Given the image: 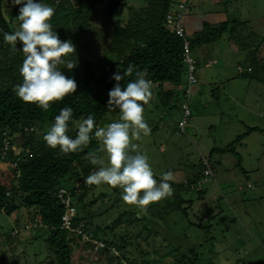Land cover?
<instances>
[{"label": "rangeland", "instance_id": "1", "mask_svg": "<svg viewBox=\"0 0 264 264\" xmlns=\"http://www.w3.org/2000/svg\"><path fill=\"white\" fill-rule=\"evenodd\" d=\"M4 1V16L12 20L15 32L21 5ZM126 2L134 8L140 4V0ZM218 2L204 7L223 9L226 30L213 45L190 46V55L197 56L198 63L197 82L188 96L180 86L163 97L152 89L154 98L144 106L151 134L136 142L150 157L157 180L164 172L173 173V196L151 204L147 213L125 204L122 190L106 184L93 185L81 200L74 201L76 215L90 220L86 228L97 225L98 235L112 243L122 242V248L114 251L120 255V264H132L126 257L134 264H174L176 258L184 264H264V0H237L226 6ZM103 4L96 5L91 24L107 30L111 25L101 15ZM129 15L124 7L122 18ZM206 55L213 59L209 65ZM183 64L186 88L188 72ZM171 86L165 83L162 88ZM184 103L191 114L176 133ZM119 117V110H112L97 126ZM249 127L255 129L244 134ZM101 155L107 162L106 154ZM205 158L211 169L206 176L201 164ZM10 178L8 166L1 162L0 180L7 184ZM187 179L197 185L181 190L185 210L165 215L178 199L176 188H185L182 181ZM62 185L69 188L73 182L65 179ZM34 223L25 208L9 216L0 213V264L48 260L46 234L38 233ZM14 231L16 243L10 248L13 243L9 244L8 236ZM71 246L73 264H116L105 247L90 249L78 242Z\"/></svg>", "mask_w": 264, "mask_h": 264}, {"label": "trees", "instance_id": "2", "mask_svg": "<svg viewBox=\"0 0 264 264\" xmlns=\"http://www.w3.org/2000/svg\"><path fill=\"white\" fill-rule=\"evenodd\" d=\"M101 1L104 2L101 15L111 25L107 30L91 24L96 5ZM44 3L55 9V15L50 21L53 30L61 40H71L76 45V55L70 59L76 61L77 66L72 70L66 67L61 70L76 80L78 88L63 100L51 103L46 111L37 104L25 103L15 94L14 86L23 82L19 68L24 56L20 50L21 44L18 43L13 52L11 45L3 39L5 32L12 33L13 30L12 20L4 16L5 1L0 0V163L8 166L11 176L7 184L0 180V213L9 216L25 208L28 217L34 219L33 228L38 233L46 234L43 240L49 255L44 264H73L70 260L71 244L78 242L90 249H93V245L81 241L79 234L60 227L64 206L56 192L59 188L68 190L73 207L74 201L84 197L92 186L79 184L81 192H76L75 188L77 183L97 170L98 166L92 165L87 155L99 147L97 139L93 138L84 151L64 154L59 147H49L43 139L44 135L64 107L73 109L69 136L75 138L78 123L90 114L98 124L101 117L113 110L107 105L108 92L116 83L112 79L113 73L119 71L123 75L129 65H134L133 75L124 76L120 82L122 86L134 80L135 71L139 70L145 73L147 80L155 84L152 89L158 90L157 95L163 97L172 93L177 86L184 90V64L181 40L165 23L171 0H140L136 8L128 6L126 0H44ZM124 7L130 10L126 18L121 16ZM225 30V22L217 27L205 24L198 38L189 41L190 46L217 40ZM165 83L173 87L164 90L162 86ZM254 129L249 127L244 134ZM4 142L17 148L18 155L10 148L3 153ZM13 162H16L15 166ZM65 179L72 180L73 185L65 188L62 185ZM182 184L185 188H176L174 195L178 199L165 211V215L176 209L185 210V206L181 207L184 202L181 198L184 191L181 190H192L197 183L195 185L191 179H187ZM186 201L190 202L191 199ZM155 215L158 218L163 216ZM78 221L84 223L86 236L101 241L110 258L120 264V255L114 254V251L122 248V242L112 243L98 235L100 229L97 225L86 228L90 220L78 217L74 210L72 226ZM17 234L11 233L8 236L12 239L9 244L13 243L10 248L16 243L13 237L15 239ZM181 260L176 258L174 264H184ZM123 263L129 264L126 261Z\"/></svg>", "mask_w": 264, "mask_h": 264}, {"label": "clouds", "instance_id": "3", "mask_svg": "<svg viewBox=\"0 0 264 264\" xmlns=\"http://www.w3.org/2000/svg\"><path fill=\"white\" fill-rule=\"evenodd\" d=\"M13 3L21 5L17 16L19 27L13 33L5 32L3 39L11 45L13 52L18 43L22 45L20 50L24 59L19 72L23 82L15 85L14 91L25 103L37 104L46 111L51 103L77 91L76 80L61 70L64 67L72 70L77 66V62L70 59L76 55V45L71 40H61L53 30L50 23L55 15L53 7L41 0H13ZM134 68L129 65L123 75L117 71L112 76L116 83L108 92L107 105L119 110L118 121L98 127L90 114L78 123L73 138L68 135L73 109L64 107L43 139L49 147H59L64 154L84 151L93 138L100 141V147L87 155L90 163L98 166L97 170L89 174L84 183L118 187L125 204L147 213L151 204L173 196L174 188L170 183L173 173L164 172L157 180L150 157L136 142L151 134L144 106L154 98V93L152 82L139 70L135 71L134 80L122 86L120 82L124 76H132ZM102 153L106 154L107 162Z\"/></svg>", "mask_w": 264, "mask_h": 264}, {"label": "built area", "instance_id": "4", "mask_svg": "<svg viewBox=\"0 0 264 264\" xmlns=\"http://www.w3.org/2000/svg\"><path fill=\"white\" fill-rule=\"evenodd\" d=\"M191 0H181L177 2L173 7L170 8V10L165 15V23L170 26L174 32V35L181 40V58L182 61L186 64L187 68V86L184 88L185 96H188V92L190 91V86L196 84L197 79L194 75L196 60L190 55V42L188 35L186 34L183 26L181 25V18L186 12L187 4ZM238 69H240L238 67ZM154 86L155 84L152 83ZM190 110L186 103L182 106V118L177 122V128L176 133L183 130V127L186 123L187 118L190 115ZM178 129V130H177ZM12 149L15 153V155H18L19 150L15 148L14 146H9L7 142H4L2 147V152L6 151L7 149ZM202 164L204 165V169L202 171L203 175H210L211 169L209 168L207 162L205 159H202ZM13 166L16 165V162L12 163ZM79 184L82 186H88L84 183V181H80L77 183V188H75L76 192H81ZM56 196L59 198L60 203L64 206V211L60 216V227L69 231L74 232L76 234L80 235L81 241H87L90 242V244L93 245V249L97 248H104V244L96 239H91L86 236V234L83 231L84 223L82 221H78L75 226H72L73 223V217H74V210L75 208L72 205V200L70 196V192L68 190H65L63 188H59L56 192ZM16 232H12V234H15Z\"/></svg>", "mask_w": 264, "mask_h": 264}, {"label": "crops", "instance_id": "5", "mask_svg": "<svg viewBox=\"0 0 264 264\" xmlns=\"http://www.w3.org/2000/svg\"><path fill=\"white\" fill-rule=\"evenodd\" d=\"M179 1L181 0H172L171 3L172 5L173 4L175 5ZM212 1L213 0H191L190 2H188L186 12L181 18V25L183 26L186 34L189 36L190 39L198 38L205 24H208L209 26L217 27L220 23H223V21H225V19L227 18V16H225L223 9L221 10L216 7H214L213 9H207L204 7L205 3H209ZM232 1L234 2L237 0H219L218 3H220L221 5L223 4V6H226L230 4ZM219 39L220 37L217 40ZM217 40L207 43H198V45H202L203 48L206 47L207 45H213ZM192 56L195 58L197 65L198 57L193 54ZM205 60H206L205 61L206 65H209L212 63L213 59L212 57H208L206 55ZM242 72L243 70L241 69V73ZM172 87L173 85L171 86V88Z\"/></svg>", "mask_w": 264, "mask_h": 264}]
</instances>
